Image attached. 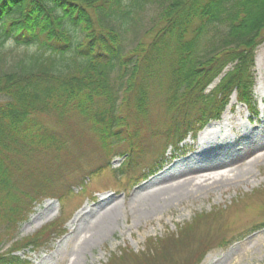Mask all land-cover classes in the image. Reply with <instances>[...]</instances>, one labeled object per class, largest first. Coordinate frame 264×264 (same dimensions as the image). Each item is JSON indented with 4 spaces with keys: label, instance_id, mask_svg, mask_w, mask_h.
<instances>
[{
    "label": "trees",
    "instance_id": "obj_1",
    "mask_svg": "<svg viewBox=\"0 0 264 264\" xmlns=\"http://www.w3.org/2000/svg\"><path fill=\"white\" fill-rule=\"evenodd\" d=\"M153 4L162 5L157 21L126 50L122 34ZM71 26L82 38L75 37ZM263 39L264 0H0V60L10 40L25 48L0 72L1 225L12 231L35 202L56 194L55 180L63 167L72 166H49V159L36 162L32 155L49 151L57 158L54 152L71 150L76 128L90 130L100 160L81 175L99 172L119 155L124 157L122 173L142 177L144 172L135 173L137 162L156 155L154 142L163 143L162 153L169 145L177 147L190 132L218 118L234 91L251 106L255 50ZM150 79H169L164 105L170 117L165 125H151L145 117ZM44 114L62 120L74 115L80 125L56 130ZM78 156L70 153L68 161ZM160 157L152 158V167ZM72 178L68 192L78 184L79 178ZM219 215L218 210L197 214L173 234L148 238L141 252L124 249L105 264H167L184 247L190 254L176 264L199 263L214 245L226 241L211 236L209 229L195 236L200 225L216 223ZM62 232L60 219L42 227L0 251V264H29L14 252L39 249L51 234ZM193 240L195 249L189 247Z\"/></svg>",
    "mask_w": 264,
    "mask_h": 264
},
{
    "label": "rangeland",
    "instance_id": "obj_2",
    "mask_svg": "<svg viewBox=\"0 0 264 264\" xmlns=\"http://www.w3.org/2000/svg\"><path fill=\"white\" fill-rule=\"evenodd\" d=\"M161 9L162 5L153 4L137 16L132 29L122 34L126 50L154 25ZM71 30L77 39L82 38L83 33L78 29L73 27ZM24 51L25 48L7 42L2 48L0 72L7 70L8 61L21 56ZM231 67L227 66L223 73ZM253 72L255 85L251 111L234 100L237 94L234 91L219 118L210 120L196 136L190 134L181 144L188 153L186 158L174 159L171 156L174 149L170 147L164 159L150 171L146 168L152 160L143 158L138 166L144 167L146 174L139 180L130 181L124 175L126 173L118 172L120 156H114L111 165L99 172L81 175L89 173L100 161L89 129L87 132L82 128L74 129L76 137L73 135V141L69 136L71 150L66 147L53 153L58 160L49 151L33 154L31 160L36 162L49 159L52 163L49 166H58L60 162L63 166L71 165L72 169L63 167L62 176L55 180L56 194L35 202L15 229L9 231L0 223V251H8L14 241L63 218L66 232L58 237L51 234L48 242L38 250L22 249L15 254L28 259L31 264H105L112 255L119 257L124 249L141 252L148 238L173 234L197 214L211 211L216 214L218 210L220 218L217 222L200 225L195 236L198 239L209 229L211 236L218 234L228 243L214 245L200 264H264V226L257 227L264 221V193H255L256 189H264V39L255 50ZM220 77L207 86L205 94L216 86ZM168 80L150 79L148 83L145 117L151 125H165L169 120L170 113L164 105ZM73 116H65L62 120L44 114L43 119L56 130H70L80 125L79 118ZM248 145L258 147L244 162L227 163ZM153 147L156 148L153 153L157 154L163 144L154 142ZM75 152L78 159L68 161V155ZM178 153L177 150L175 154ZM188 162L202 169L211 162L224 163L225 168L215 172L202 170L189 182L173 177L186 169ZM163 175L167 177L163 178ZM72 177L79 178L78 184L70 188L69 195L63 194L65 189L68 192V181L74 180ZM189 247L195 249L197 242L193 240ZM189 250L188 247L178 248L173 255L174 261L167 264L182 262L190 254ZM117 264L136 263L118 260Z\"/></svg>",
    "mask_w": 264,
    "mask_h": 264
},
{
    "label": "bare ground",
    "instance_id": "obj_3",
    "mask_svg": "<svg viewBox=\"0 0 264 264\" xmlns=\"http://www.w3.org/2000/svg\"><path fill=\"white\" fill-rule=\"evenodd\" d=\"M235 100V96L233 97ZM264 146V144H263ZM258 147V145H248L246 148L240 150L234 157L230 159L227 163L232 165L233 163L244 162L247 157H249L252 152ZM199 154V153H197ZM207 162L209 163V159ZM224 163H213L211 162L210 165L206 169L199 168L197 165H187V168L182 170L181 172L174 174L173 177H176L178 180L183 179V182H189L195 179V175H198L202 170L204 172H215L217 170L223 169ZM210 173H207L209 175ZM167 176L163 175V178Z\"/></svg>",
    "mask_w": 264,
    "mask_h": 264
},
{
    "label": "clouds",
    "instance_id": "obj_4",
    "mask_svg": "<svg viewBox=\"0 0 264 264\" xmlns=\"http://www.w3.org/2000/svg\"><path fill=\"white\" fill-rule=\"evenodd\" d=\"M8 43L11 45V44H13L14 43V41H8ZM32 51H34V49H32Z\"/></svg>",
    "mask_w": 264,
    "mask_h": 264
}]
</instances>
